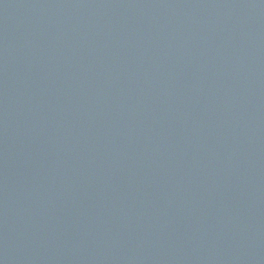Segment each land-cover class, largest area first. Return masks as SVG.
<instances>
[{
  "label": "water",
  "instance_id": "water-1",
  "mask_svg": "<svg viewBox=\"0 0 264 264\" xmlns=\"http://www.w3.org/2000/svg\"><path fill=\"white\" fill-rule=\"evenodd\" d=\"M0 264H264V0H0Z\"/></svg>",
  "mask_w": 264,
  "mask_h": 264
}]
</instances>
